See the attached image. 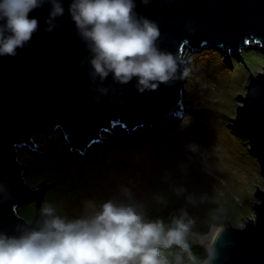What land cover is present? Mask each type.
Returning a JSON list of instances; mask_svg holds the SVG:
<instances>
[{
    "label": "water",
    "instance_id": "95a60500",
    "mask_svg": "<svg viewBox=\"0 0 264 264\" xmlns=\"http://www.w3.org/2000/svg\"><path fill=\"white\" fill-rule=\"evenodd\" d=\"M63 3L65 13L51 31L46 23L49 4L31 12L39 27L30 42L17 55L0 57V232L9 236L36 226L44 187L28 186L20 152H39L41 132L51 139L62 131L70 151L85 155L104 141V134L135 131L176 118L183 109L186 78L140 92L135 80L115 85L109 77L107 93L95 90L86 46L67 11L69 0ZM136 5L137 13L158 25V46L184 57L187 66L205 43L227 57L234 52L242 59L241 52L249 49L264 54V0H136ZM241 98L234 129L264 176V71L250 72ZM256 192L255 217L241 228L224 226L213 264H264V189Z\"/></svg>",
    "mask_w": 264,
    "mask_h": 264
},
{
    "label": "rangeland",
    "instance_id": "374dc122",
    "mask_svg": "<svg viewBox=\"0 0 264 264\" xmlns=\"http://www.w3.org/2000/svg\"><path fill=\"white\" fill-rule=\"evenodd\" d=\"M240 56L233 52L227 57L221 48L205 43L189 60L191 74L176 118L171 115L135 131L116 129L115 136L104 134V141L85 155L70 151L62 131L51 139L41 132L39 152H20L28 186L44 187L35 218L44 201L68 219L80 218L90 213V202L123 199L124 186L151 218L168 222L185 206L184 197L173 191L183 186L188 193L207 197L197 207L188 206L197 219L196 231L208 230V213L217 207L224 209V226L243 227L255 217L256 191L264 189V176L232 119L247 94L250 72L264 71V54L249 49ZM156 196L167 203H157ZM193 251L204 254L196 245Z\"/></svg>",
    "mask_w": 264,
    "mask_h": 264
},
{
    "label": "clouds",
    "instance_id": "9594fccd",
    "mask_svg": "<svg viewBox=\"0 0 264 264\" xmlns=\"http://www.w3.org/2000/svg\"><path fill=\"white\" fill-rule=\"evenodd\" d=\"M45 4L50 5L46 23L51 31L65 13L63 0H0V57L17 55L30 42L39 21L29 14ZM136 6V0H69L67 11L86 46L95 90L107 93L109 77L115 85L135 80L143 92L191 74L184 57L158 46V25L137 13ZM173 191L184 197L185 206L168 222L151 218L124 186L123 199L90 202V213L75 219L58 214L44 201L35 227L19 236L0 232V264H213L224 209L210 210L208 230L196 231L197 219L188 206L197 207L207 197L188 193L183 186ZM155 199L167 203L163 196ZM193 245L203 248L204 254L194 252Z\"/></svg>",
    "mask_w": 264,
    "mask_h": 264
},
{
    "label": "trees",
    "instance_id": "16d2710c",
    "mask_svg": "<svg viewBox=\"0 0 264 264\" xmlns=\"http://www.w3.org/2000/svg\"><path fill=\"white\" fill-rule=\"evenodd\" d=\"M185 88V87H184ZM23 217V216H22Z\"/></svg>",
    "mask_w": 264,
    "mask_h": 264
}]
</instances>
